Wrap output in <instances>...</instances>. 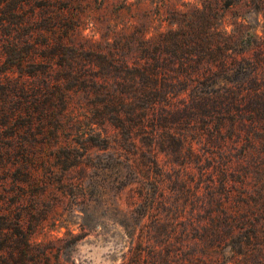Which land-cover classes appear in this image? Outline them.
<instances>
[{
    "label": "rangeland",
    "instance_id": "obj_1",
    "mask_svg": "<svg viewBox=\"0 0 264 264\" xmlns=\"http://www.w3.org/2000/svg\"><path fill=\"white\" fill-rule=\"evenodd\" d=\"M0 264H264V0H0Z\"/></svg>",
    "mask_w": 264,
    "mask_h": 264
},
{
    "label": "trees",
    "instance_id": "obj_2",
    "mask_svg": "<svg viewBox=\"0 0 264 264\" xmlns=\"http://www.w3.org/2000/svg\"><path fill=\"white\" fill-rule=\"evenodd\" d=\"M181 42L185 45L188 44V42H186L185 40H182ZM192 57L193 56L184 55L181 57V59H177L178 60L177 62H179L180 64H184L187 62L184 59H186V60L190 59L191 60ZM148 58H150V60H154L156 62L155 67H153V68L146 67V68H144V70L135 69L134 71H131V72L128 69H126L127 72H129L128 76H131V80H135L138 77H141V78H144V79H147L150 81L159 80V79L164 78L163 81H165L166 76L168 75V70H169V67L167 64V57L163 54H162V56H156V55L149 54ZM181 60H183V62ZM232 60H234V59H232ZM233 69H235V66L231 67L230 70H233ZM209 75H211V73L203 74L202 77H205V76L208 77ZM125 78H128V77L127 76L122 77V79H125ZM192 80L194 82L193 84H202L203 83V78H201V77H196V78L193 77ZM152 88H153V90L155 89L158 91V89L160 87L155 86Z\"/></svg>",
    "mask_w": 264,
    "mask_h": 264
}]
</instances>
